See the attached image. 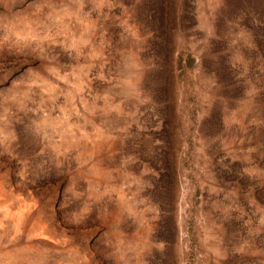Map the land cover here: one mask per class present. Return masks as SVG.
Segmentation results:
<instances>
[{"label": "rangeland", "instance_id": "rangeland-1", "mask_svg": "<svg viewBox=\"0 0 264 264\" xmlns=\"http://www.w3.org/2000/svg\"><path fill=\"white\" fill-rule=\"evenodd\" d=\"M0 264H264V0H0Z\"/></svg>", "mask_w": 264, "mask_h": 264}]
</instances>
